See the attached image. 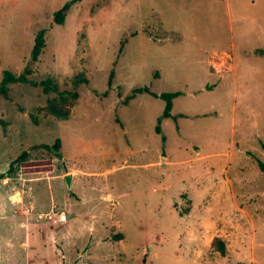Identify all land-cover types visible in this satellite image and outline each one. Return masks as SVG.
I'll list each match as a JSON object with an SVG mask.
<instances>
[{"label":"rangeland","instance_id":"rangeland-1","mask_svg":"<svg viewBox=\"0 0 264 264\" xmlns=\"http://www.w3.org/2000/svg\"><path fill=\"white\" fill-rule=\"evenodd\" d=\"M28 65L0 96V264H264V0H0V80Z\"/></svg>","mask_w":264,"mask_h":264},{"label":"trees","instance_id":"trees-1","mask_svg":"<svg viewBox=\"0 0 264 264\" xmlns=\"http://www.w3.org/2000/svg\"><path fill=\"white\" fill-rule=\"evenodd\" d=\"M69 3H67L62 9L56 11L55 19L58 22H63L66 17V11L69 8ZM45 29H40L35 37V43L32 50V59L33 61L37 60L39 55L44 51L45 48ZM34 70L28 65L26 66L25 70L20 73H15L9 69L4 70V74L0 80V96L8 94L10 90V84L13 82L18 81H25V82H31L32 84H37L35 80L30 78V74ZM86 79L79 78L77 79V83H80ZM43 90L44 92H49L52 89L58 88V81L55 80L53 77H49L47 79L42 80ZM145 90H149L148 87L144 88ZM180 93H182L181 90L171 91V92H163L160 94L161 97H163L166 100L165 109L162 113V117H168L172 115V107H173V99L174 97L178 96ZM157 95V94H155ZM79 99V92L77 90L71 91L69 94H66L64 91H60L59 94L56 96H53L48 99L47 103L43 106V108L48 112L56 117H62L65 118L69 116L72 113L73 107L77 100ZM32 117L34 121L37 122L36 116L32 113ZM159 121H161V118H159ZM157 132H161V127L159 125L156 126ZM61 143V139L57 138L54 142V146L59 147ZM44 146L47 148H51L52 145L49 143H44ZM28 151L24 150L19 157L18 160H23L27 158ZM262 166L264 167V164L262 163ZM218 246L223 254H225V246L222 240H218ZM216 243V244H217Z\"/></svg>","mask_w":264,"mask_h":264},{"label":"crops","instance_id":"crops-1","mask_svg":"<svg viewBox=\"0 0 264 264\" xmlns=\"http://www.w3.org/2000/svg\"><path fill=\"white\" fill-rule=\"evenodd\" d=\"M174 115H175V113L172 111V115L168 116V117H173ZM232 144H233V146L235 145L234 140L232 141ZM196 150L198 151V156H196L194 158H187V159H184L182 161H186V162L187 161H194V160L198 159L199 157H201L202 155L199 154V152H200L199 147H197ZM220 154H221L220 151H216V152H212V153L206 154L205 157H212V156H217V155H220ZM228 155L230 157V161H233L232 158H234V156H235L233 150L230 151ZM164 159H166V157H164ZM226 170L227 169L225 168V171ZM208 173H210V175L213 176L212 174L214 172L209 170ZM72 175H73L72 176V182H74V176L76 174L72 173ZM202 177H203L202 174L198 173V172H195L192 175V178L194 180H199V181H196L197 182L196 185H199V184L203 183L204 180H203ZM237 177L238 176H235V179H234V178H230L229 176L225 175L223 181L225 182V184H226L225 186L227 187L228 191H234V182L236 181ZM207 181H211L212 182V178L208 179ZM214 183H215L214 187H213V185L210 186V192L213 191V188L218 189V185L220 184V181H219V177L217 175L214 176ZM183 191L186 192V193H189L186 190H183ZM96 207H97V205L94 204L89 209L87 208L84 211H79L78 212L76 210H73L72 213H71L72 214V219L70 220V224L73 223L75 221V219H88V218L93 217V216L95 217V213H93L94 212L93 209H95ZM195 209H197V208H196V206H195V204L193 202L192 209L188 213L186 212V213L183 214L177 208H176V211L178 213H180L182 215V219H184V216H189L190 215L191 217H193V215H194L193 213L195 212ZM228 216H231V213H228ZM211 238H212V235L210 237V240H212Z\"/></svg>","mask_w":264,"mask_h":264},{"label":"built area","instance_id":"built-area-1","mask_svg":"<svg viewBox=\"0 0 264 264\" xmlns=\"http://www.w3.org/2000/svg\"><path fill=\"white\" fill-rule=\"evenodd\" d=\"M55 214V221H64L65 219H67V214L65 212H57L54 211Z\"/></svg>","mask_w":264,"mask_h":264},{"label":"water","instance_id":"water-1","mask_svg":"<svg viewBox=\"0 0 264 264\" xmlns=\"http://www.w3.org/2000/svg\"><path fill=\"white\" fill-rule=\"evenodd\" d=\"M72 176L71 172L65 175V179L69 187L72 185Z\"/></svg>","mask_w":264,"mask_h":264}]
</instances>
